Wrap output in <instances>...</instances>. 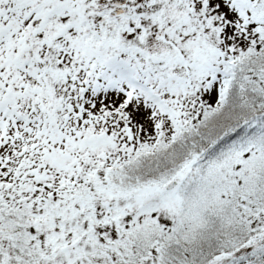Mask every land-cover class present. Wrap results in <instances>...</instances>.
Segmentation results:
<instances>
[{
    "label": "snow or ice",
    "instance_id": "6c2138e0",
    "mask_svg": "<svg viewBox=\"0 0 264 264\" xmlns=\"http://www.w3.org/2000/svg\"><path fill=\"white\" fill-rule=\"evenodd\" d=\"M0 264H264V0H0Z\"/></svg>",
    "mask_w": 264,
    "mask_h": 264
}]
</instances>
